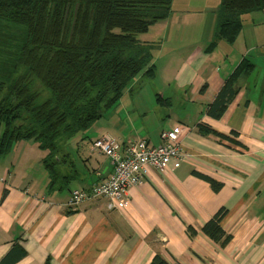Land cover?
Instances as JSON below:
<instances>
[{
	"label": "crops",
	"instance_id": "1",
	"mask_svg": "<svg viewBox=\"0 0 264 264\" xmlns=\"http://www.w3.org/2000/svg\"><path fill=\"white\" fill-rule=\"evenodd\" d=\"M221 3L173 0L169 17L141 37L154 46L155 76L138 77L90 129L60 143L53 189L48 153L34 141L0 156V264H150L157 254L169 264H264V11L243 17L233 45L211 48ZM243 63L235 96L213 118ZM177 126L188 157L174 172L150 168L121 210L105 199L68 207L72 191L112 174L96 140L113 138L121 153L133 141L157 147ZM221 210L225 244L202 231Z\"/></svg>",
	"mask_w": 264,
	"mask_h": 264
},
{
	"label": "trees",
	"instance_id": "2",
	"mask_svg": "<svg viewBox=\"0 0 264 264\" xmlns=\"http://www.w3.org/2000/svg\"><path fill=\"white\" fill-rule=\"evenodd\" d=\"M172 2L0 0V156L34 141L48 153L44 165L53 189L60 143L90 129L138 77L155 76L154 46L141 37L169 17ZM262 11L264 0H222L211 48L233 45L243 17ZM246 68L243 63L211 105L213 118L235 96L234 83ZM196 175L220 191V183ZM225 214L221 210L202 229L224 244L230 240L220 226ZM150 264L169 263L157 254Z\"/></svg>",
	"mask_w": 264,
	"mask_h": 264
},
{
	"label": "built area",
	"instance_id": "3",
	"mask_svg": "<svg viewBox=\"0 0 264 264\" xmlns=\"http://www.w3.org/2000/svg\"><path fill=\"white\" fill-rule=\"evenodd\" d=\"M185 127L163 131L161 144L151 147L146 141H133L119 152V144L111 137L96 140L94 149L110 159L113 171L106 180H101L87 190L71 192L68 207L75 210L96 199H105L109 210H121L128 205L129 191L143 184L150 168L169 174L186 161L188 155L182 146Z\"/></svg>",
	"mask_w": 264,
	"mask_h": 264
},
{
	"label": "rangeland",
	"instance_id": "4",
	"mask_svg": "<svg viewBox=\"0 0 264 264\" xmlns=\"http://www.w3.org/2000/svg\"><path fill=\"white\" fill-rule=\"evenodd\" d=\"M147 80H150L149 78H147Z\"/></svg>",
	"mask_w": 264,
	"mask_h": 264
}]
</instances>
